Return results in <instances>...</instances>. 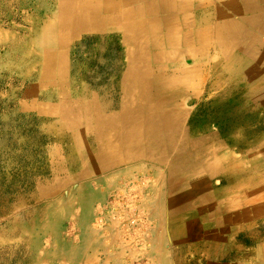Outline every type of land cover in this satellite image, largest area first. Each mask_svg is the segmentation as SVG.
Here are the masks:
<instances>
[{
  "label": "rangeland",
  "instance_id": "1",
  "mask_svg": "<svg viewBox=\"0 0 264 264\" xmlns=\"http://www.w3.org/2000/svg\"><path fill=\"white\" fill-rule=\"evenodd\" d=\"M56 1L0 0V264H209L211 255L222 253L224 264L247 263L244 257L264 240V200L256 193L264 188L263 68L247 59L245 71L236 63L228 70L213 40L204 45L203 54L210 60L198 58L185 66L195 68L190 69L195 81L176 102L184 109L185 137L202 140L188 154L216 147L221 155L239 160L227 177L171 186L167 170L143 165L137 170L140 175L123 174L104 186L95 178L82 182L75 176L79 164L65 121L55 120L51 108L43 110L48 116L20 107L31 103L27 94L32 88L40 102L49 101L46 104L60 96L53 80H44L47 84L41 79L38 51L47 45ZM189 1H216L215 7L226 11V0ZM191 19L198 28L200 19ZM176 49L172 50L178 53ZM147 50L152 53L150 47ZM128 51L118 33L84 34L71 41L65 50L70 92L82 95L86 89L115 107ZM256 52L262 54L260 49ZM161 68L150 69L156 74ZM259 92L262 98L255 99ZM254 154L256 160L246 159ZM176 155L174 150L170 153L169 167ZM158 169L160 179L153 174ZM55 174L60 179L70 175L72 181L51 194ZM237 214L234 223L230 218L216 224ZM202 229L217 233L218 239L209 240Z\"/></svg>",
  "mask_w": 264,
  "mask_h": 264
},
{
  "label": "bare ground",
  "instance_id": "2",
  "mask_svg": "<svg viewBox=\"0 0 264 264\" xmlns=\"http://www.w3.org/2000/svg\"><path fill=\"white\" fill-rule=\"evenodd\" d=\"M106 1L107 0H60L59 6L57 7V18L54 22H52V29L58 34V36L57 34H54L56 41L59 44L58 50L55 52H42L40 56V58L44 56L42 69L44 67L45 75L47 76L46 78L57 83V87L55 88L60 95L58 99L59 101L55 105V108H52L49 113L55 120L65 121L66 130H68L71 134L70 139L73 141L72 150L77 158L76 162L79 164V169L76 168V170H78V173L75 175L76 178H91L100 176L96 180L103 185L104 183L106 184L107 182H111V180H117L125 173L130 175L138 173L140 175L141 173L137 171L139 167L147 165V167L164 168L167 170L172 180L171 186L181 184L189 187V183L195 181L196 179L212 181L216 177L224 178L233 173L235 168L240 165L238 164L239 160L221 155L220 149L216 147L202 149L195 155L188 154L189 149L196 148L202 140L196 139L191 141L185 137V133L182 128L184 109L181 104L174 100V97H178L181 93L183 94L186 89L194 85V73L192 74L191 70L195 71V68H190L191 70L186 69L187 67L185 68L184 61L187 62V59H191L194 63H190L195 64L198 62L199 57H201L200 60L203 62L206 60L208 61L207 57L203 56L204 54L202 53V50H204V45L209 44L212 40L215 43V46L219 47V52L222 55L221 57L225 59V67L228 70L233 69L232 65H234V63L238 64L241 70H244V64L248 59L263 68L262 75L264 77V42L262 39L264 38V0H226L224 2V8L226 11L220 10L215 7L214 3L211 2H205L206 5H203V3L202 5L200 4L203 7L208 6L212 8L211 11L207 12L209 15L208 18L210 19L208 20V18H205L203 21L204 27L198 28H196L193 24L191 25L188 22V19H185L183 29H186L187 31L189 30L188 35H191L190 41L188 37L182 38L177 34H165L164 36V43L166 42L169 48L174 47L175 44L179 45L183 43L185 44L184 46L186 49V51L182 52L184 60L180 58L175 60L177 55L173 53L168 56V59L166 55L160 56L163 62L164 60H168L169 64L172 62L175 64V66L172 65L171 69H168V71L171 72L172 77H157L154 80L149 76L148 65L146 66L145 64V59L147 60V56L144 58L145 53H131L130 59H128V72L126 73L124 81L120 86L122 99H120L119 102L120 111L118 113L109 111L110 104L105 102V98L101 103L98 99L99 96L97 97L86 89L85 93H82V95L80 92V94H77V92H70L69 87L71 85L66 76V60L64 59L63 51H60V49L66 47L72 39L77 38L84 30L88 32H102L107 29L113 31V29L121 30L128 24L133 25V23L129 21L130 14L132 12H136L141 15L144 12L151 13L158 8L167 12L169 18H171L173 9L168 6V0H162L158 4L152 3L147 6L142 4L140 7L131 10L121 9V13L118 18L105 20L102 19L101 16L97 17V13L98 10L101 11L100 13L111 11L108 10L111 3H106ZM182 2L185 3L184 9L187 10V3L190 1L182 0ZM121 6H123V4ZM81 9L84 11L87 10V12L92 13V15L82 13ZM134 27L136 35L131 37L125 36V44L139 45V41L142 40L139 38L141 33H145V36L147 35L145 42L151 40L156 41V26L151 21L141 19L140 22L134 24ZM198 45H201L202 47L198 49L192 48L194 46L197 47ZM210 48L213 50L212 47ZM256 49L262 50V54L258 55ZM71 95L73 97L76 95V97L71 100L72 103H67V98H70ZM261 96H263V94L261 95L259 92L254 98L261 99ZM173 150L177 152L178 155L173 157L172 164L169 167L167 164L169 162L168 158ZM246 159L256 160L257 155H250ZM124 165H127L126 168ZM122 170H124V172ZM142 173L144 174V172ZM160 173L161 172H159L158 169L157 172H154L153 174L159 177ZM103 174L107 175V177H103ZM120 174L122 175L118 176ZM179 177H181V179H179ZM247 181L248 180H246V182ZM233 182L235 181H232L231 183ZM243 182L240 183L242 184ZM259 182L260 181H258V183ZM221 189L223 190V187ZM212 191L215 192V190ZM260 191L263 193L260 194V196H262V199L264 200V188ZM251 192L252 191H250V193ZM256 192L258 193V191ZM250 193L248 194L249 196ZM235 198L237 197H234V199ZM262 199L260 197L258 200L262 201ZM214 200L215 199H213V201ZM252 201L249 202L252 203ZM243 203H245V201H243ZM260 211H262V209ZM237 217H239L238 214L224 219L221 217L222 219L217 220L216 224H223L230 218V221L234 223L237 221ZM171 219L174 220V217H171ZM242 224L243 223H241V225ZM230 230H232V227ZM173 232L175 235L178 233L175 229ZM202 232L206 237L211 236L209 240L218 239L216 236L217 233H211L207 229H202ZM213 242L214 241H211L208 244L210 248L215 246V242ZM261 249H258V254H261ZM261 257L263 256H260V259ZM210 258L212 259V262H221V260H226L223 253L211 255Z\"/></svg>",
  "mask_w": 264,
  "mask_h": 264
},
{
  "label": "crops",
  "instance_id": "3",
  "mask_svg": "<svg viewBox=\"0 0 264 264\" xmlns=\"http://www.w3.org/2000/svg\"><path fill=\"white\" fill-rule=\"evenodd\" d=\"M59 1L60 0L56 1L57 7L59 6ZM160 1H162V0H107L106 3H111V6L108 7V10H111V11H105V12L100 13L101 11L98 10V13H100V14L97 13V17L101 16L102 19H105V20L112 19L113 20V19L118 18L120 16V13H121L120 10L121 9H123V10H131V9L140 7L142 4L147 6L148 4L150 5L152 3L158 4ZM206 2H211V1H206ZM122 4H123V6H121ZM203 5H206V3H203ZM214 5H216V1H214ZM168 6L173 9V12L171 14V18H169L167 12L162 11V10H160L158 8H156V10L151 12V13L150 12H148V13L144 12V13H142L143 15L142 14L139 15L136 12H132L130 14L129 21L132 22L133 25L132 24H128V25H125L121 30L113 29V31H110V30L107 29V30L102 31V32H88V31L84 30V31H82L79 34V36H82L84 34L118 33V34H120L123 37V41H125L124 40L125 36L131 37V36L136 35V32L134 31V29H135L134 24L140 22L141 19L142 20L151 21L156 26V37H157L156 41L151 40V41H146L145 42V39H146L147 35L145 37H141V35H139V38L142 39L141 41H139V43H140L139 45L138 44H135V45H132V44L127 45L126 44L128 46V49H129L127 58L130 59L131 53L143 52V53H145L144 58H146V56H147V60L145 59V64H146V66L148 65L149 76L151 78H153L155 80L157 77H165V78L172 77L171 76L172 74H171V72L168 71V69H171L172 65L175 66V64L173 62L171 64H169L168 60H164V62H163L162 59L160 58V56L166 55V57L168 59V56L173 53V54L177 55L175 60H178L179 58L184 60V57L182 56L183 55L182 52L186 51V49H185V46H184L185 44H183V43L179 44L180 46L175 44L174 47L169 48L168 44L166 42L164 43L165 34H169V35L177 34L179 37H182V38L183 37H188L189 41H190L191 35H188L189 34V30L187 31L186 29L185 30L183 29V24L185 23V19H188V22L191 25L193 24L194 26H196V24L194 23V21L191 18H193L194 20L195 19H200L199 22H197V23H199L198 27H201L203 25L204 19L209 17V15L205 16V14L207 12L211 11L212 8L208 7V6L207 7H203V6L200 5V3L195 4V2H191L190 4L187 3V10H185L184 9L185 3L182 2V0H170V1L168 0ZM81 11H82V13H86L88 15L89 14L92 15V13L87 12V10L84 11V10L81 9ZM189 12H191V16L188 14ZM53 16H54L53 20H55L57 18V8H56ZM98 19H100V18H98ZM209 19L210 18H208V20ZM52 24L53 23H50L48 25L49 32L47 33V38H46L48 46L47 45L46 46L42 45V49L38 50V51H41L39 53V58H40L42 52L43 53H46L47 51L55 52V51L58 50V45L59 44L56 41V37H55V35L57 33L53 31ZM57 36H58V34H57ZM73 40L74 39H72L71 41H73ZM71 41L67 44L66 47H63V49L62 48L60 49V51H63V56H64L65 60H66V58H65V50L69 46ZM39 47L40 46H38L37 48H39ZM149 47H150V50H152V53H149V51L147 50V49H149ZM174 48H177L179 50L178 53H176V51L172 50ZM45 49H47V50H45ZM202 53H204V50H202ZM41 58H42V63H43L44 62V56L41 57ZM200 58L201 57H199V59ZM207 59L209 60V58H207ZM188 61H189V63H188ZM190 62H193V61L191 59H187V62L184 61V66L192 65ZM151 65H155L156 67H162V68L159 69L156 74H153L151 72V69H150ZM127 66H128V64H127ZM127 66H126L125 73L122 75V78H121V85H122V82L124 81L126 73L128 72ZM191 67L192 66H190L189 69ZM46 77L47 76L45 75V71H44V67H43V69L41 71V79L43 80V82L48 84V82L44 81V80H47ZM51 83L53 85H55V87H57V83L55 81H51ZM30 91H31V94L28 93L27 96L31 97V99H32L31 103L30 104H26V103L25 104H21V106H20L21 109H23V110H37V112H40L43 115H48L49 116V114L43 113V110L45 111V109H47V108H51V109L55 108V105L58 103L59 97H57L55 103L46 104L49 101L40 102L38 97H36L34 95V89L32 88ZM182 95L183 94L181 93V95H179L178 97L177 96L174 97V100L175 101H177L178 99L182 100L183 99ZM120 96H121V91H120ZM120 98L122 99V96ZM68 99H70V100H68ZM72 99L73 98H71V97L67 98V103H72V101H71ZM109 111L114 112V113H118L120 111L119 104H116L115 107H114L113 104L109 105ZM70 138H71V135L69 136L70 149H71L73 144H72V140ZM57 153H58L57 150L53 151V155L54 156H56ZM126 166L127 165H124L125 168H126ZM124 167H122V168H124ZM119 168H121V167H119ZM122 171L124 172V170H122ZM121 175L122 174H120L118 176H121ZM102 176L103 177H107V175H105V174H103ZM99 177H91V178L79 177L78 179L82 180V182H85V181H88V180L93 179V178L97 179ZM121 178L122 177H119L117 180H119ZM53 179H54V181L52 183L53 186H52V189H50L51 190L50 191L51 194H54V193L56 194V191L58 189H59V191H61V189L65 188L72 181V177L70 175L69 176L66 175L65 177H63V179H60L55 174V177ZM54 185L58 186V188H56L55 190H54ZM259 189L263 190V188H258V190H256L259 193L258 195L263 194ZM262 242H263V247H262ZM255 248L256 249H254L253 252L251 251L249 253V255H251L249 258L248 257H244V259H247L246 260L247 263H245V264H264V240L261 241V242H257ZM258 249H261V251H260L261 254L257 253ZM260 256H263V257H261V259H260ZM209 264H224V263H220L219 261H213V262H211Z\"/></svg>",
  "mask_w": 264,
  "mask_h": 264
}]
</instances>
